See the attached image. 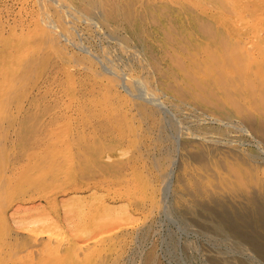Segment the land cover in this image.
<instances>
[{
	"label": "bare ground",
	"instance_id": "obj_1",
	"mask_svg": "<svg viewBox=\"0 0 264 264\" xmlns=\"http://www.w3.org/2000/svg\"><path fill=\"white\" fill-rule=\"evenodd\" d=\"M34 3L0 17V264H123L171 183L177 210L231 198L264 256V0Z\"/></svg>",
	"mask_w": 264,
	"mask_h": 264
},
{
	"label": "rangeland",
	"instance_id": "obj_2",
	"mask_svg": "<svg viewBox=\"0 0 264 264\" xmlns=\"http://www.w3.org/2000/svg\"><path fill=\"white\" fill-rule=\"evenodd\" d=\"M32 8H35L34 0H0V17L2 21L10 23L14 21H26L27 18H30ZM55 85L56 83L53 85V93L58 91ZM93 87L98 88V84L93 85ZM84 93L88 94L86 91H84ZM151 143L155 146L152 141L146 140L144 144L145 148H152L151 146L149 147ZM131 152H136L138 154L135 149H131L126 155L120 157V152L114 151L112 159L126 158L132 154ZM177 153L175 157L176 163L180 161L179 153ZM143 160L146 165H149V167L151 166L146 157ZM174 170L175 169H173V172L170 174L171 181L174 180V176H176ZM223 191L226 192V196L230 195V191H227V189ZM166 196L168 203L164 204L161 213L156 217V220H153L154 233L152 232L153 234L146 238V241L142 242L143 244L139 239H135L134 244L131 243L128 247L123 264H146V259L151 252L155 256V261L152 264H239L240 260H244L247 264H249V262L250 264H264V256L262 254L250 248L251 246L247 242L244 243V240L242 241L236 233L230 232L225 228L226 222H228L232 215L230 214L232 209L229 204L233 202L231 198H223L220 196L217 198L216 202L212 203L204 197L200 200L201 202L198 203H203L205 201L207 203L208 201L211 203L208 205V208L204 209L202 207L200 208L198 205H193L190 209L181 208L177 210L171 203L173 198L172 183L171 187L167 190ZM26 202L27 201L22 202L18 207H16L17 205L15 206L18 212L15 215L16 219L31 218V214L26 215L23 213V209L28 208ZM222 205H224V209ZM213 209H215L214 213L211 214ZM227 211L229 212L226 213ZM206 214H208L207 217ZM199 215L202 216L199 217ZM218 217L221 220H218ZM217 226H223L225 229H221L222 232L217 231ZM168 250L171 253H169Z\"/></svg>",
	"mask_w": 264,
	"mask_h": 264
}]
</instances>
